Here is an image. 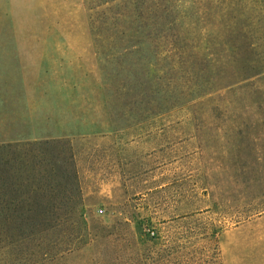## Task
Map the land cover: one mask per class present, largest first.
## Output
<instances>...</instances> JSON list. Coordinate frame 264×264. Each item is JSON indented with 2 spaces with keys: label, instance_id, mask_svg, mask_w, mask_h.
<instances>
[{
  "label": "rangeland",
  "instance_id": "rangeland-1",
  "mask_svg": "<svg viewBox=\"0 0 264 264\" xmlns=\"http://www.w3.org/2000/svg\"><path fill=\"white\" fill-rule=\"evenodd\" d=\"M110 6L0 0V144L66 142L79 186L45 236L0 218V264H264V73L226 89L214 24L170 43Z\"/></svg>",
  "mask_w": 264,
  "mask_h": 264
},
{
  "label": "trees",
  "instance_id": "trees-1",
  "mask_svg": "<svg viewBox=\"0 0 264 264\" xmlns=\"http://www.w3.org/2000/svg\"><path fill=\"white\" fill-rule=\"evenodd\" d=\"M94 1L96 7L111 5L113 27L133 33L143 31L158 40L176 31L178 38L173 35L170 43L184 39L188 29L201 31L204 27L211 31L209 27L214 24L221 38L212 40L207 35V42L228 51L219 59V80L226 89L264 73V33L260 32L264 29L260 25L263 17L238 13L230 2L226 6L220 2L219 6L218 0ZM215 10H220L218 15ZM65 143L44 139L0 144V196L2 201L8 198L0 206V218L19 235L33 240L45 236V228L56 226L45 224V217H59L55 202L58 195L79 189L73 156L67 153Z\"/></svg>",
  "mask_w": 264,
  "mask_h": 264
},
{
  "label": "built area",
  "instance_id": "built-area-1",
  "mask_svg": "<svg viewBox=\"0 0 264 264\" xmlns=\"http://www.w3.org/2000/svg\"><path fill=\"white\" fill-rule=\"evenodd\" d=\"M99 212L103 213L104 212V209L103 208H100L99 209Z\"/></svg>",
  "mask_w": 264,
  "mask_h": 264
}]
</instances>
